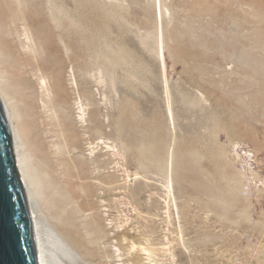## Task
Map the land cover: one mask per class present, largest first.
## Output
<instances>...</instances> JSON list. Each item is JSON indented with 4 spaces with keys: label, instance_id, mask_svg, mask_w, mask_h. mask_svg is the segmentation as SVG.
<instances>
[{
    "label": "rangeland",
    "instance_id": "374dc122",
    "mask_svg": "<svg viewBox=\"0 0 264 264\" xmlns=\"http://www.w3.org/2000/svg\"><path fill=\"white\" fill-rule=\"evenodd\" d=\"M25 1L60 45L54 165L28 138L55 264H264V0Z\"/></svg>",
    "mask_w": 264,
    "mask_h": 264
},
{
    "label": "bare ground",
    "instance_id": "6f19581e",
    "mask_svg": "<svg viewBox=\"0 0 264 264\" xmlns=\"http://www.w3.org/2000/svg\"><path fill=\"white\" fill-rule=\"evenodd\" d=\"M44 20L39 9L32 4H28L25 0H0V99L3 102L11 129L17 166L26 190L39 264H55L59 254L69 255V247L67 248L62 239L47 228L37 217L39 211L36 213V205L34 204L41 194V182L38 181L36 173L38 171L35 172L33 168V155L28 147L29 138L39 147V153H41L43 161L54 165V153L49 144V138L52 136L49 126L53 125V121L46 116L48 114H46L45 106H42L41 103L44 101L47 104L46 107L52 105L53 97H59L60 95L57 76L47 73L50 70L52 72L55 68L53 64L54 54L60 48V45L54 38V28L51 29L48 25H45ZM45 52L47 61L43 56ZM39 87L46 92L52 91L53 97H41L43 101L40 103L42 94L39 93L41 92ZM44 91L43 93L46 95ZM38 160L41 162L40 157ZM44 175H46L45 172ZM49 176L46 179H49ZM45 186L48 187V185ZM40 207L42 206L40 205ZM145 252H148V250Z\"/></svg>",
    "mask_w": 264,
    "mask_h": 264
},
{
    "label": "water",
    "instance_id": "95a60500",
    "mask_svg": "<svg viewBox=\"0 0 264 264\" xmlns=\"http://www.w3.org/2000/svg\"><path fill=\"white\" fill-rule=\"evenodd\" d=\"M0 264H39L32 217L0 99Z\"/></svg>",
    "mask_w": 264,
    "mask_h": 264
}]
</instances>
